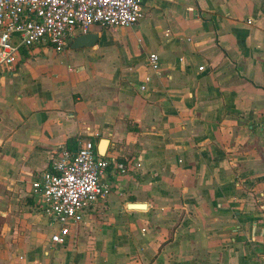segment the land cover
Wrapping results in <instances>:
<instances>
[{"label": "crops", "instance_id": "0c3cea01", "mask_svg": "<svg viewBox=\"0 0 264 264\" xmlns=\"http://www.w3.org/2000/svg\"><path fill=\"white\" fill-rule=\"evenodd\" d=\"M142 5L134 27L23 51L0 76V259L26 242L7 264H264V0ZM105 139L128 171L108 170L111 193L54 247L31 182Z\"/></svg>", "mask_w": 264, "mask_h": 264}, {"label": "built area", "instance_id": "2783aa9c", "mask_svg": "<svg viewBox=\"0 0 264 264\" xmlns=\"http://www.w3.org/2000/svg\"><path fill=\"white\" fill-rule=\"evenodd\" d=\"M142 4L143 0H0V76L15 71L23 51L63 52L71 39L94 26L134 27L145 16ZM146 65L148 84L161 75L159 54L151 53ZM110 168L115 174L128 171L125 163L101 156L93 141L84 140L75 150L60 149L49 168L31 182L36 210L52 225L59 224L50 237L54 247L66 243L72 228L84 223L111 193L112 184L106 180Z\"/></svg>", "mask_w": 264, "mask_h": 264}, {"label": "water", "instance_id": "95a60500", "mask_svg": "<svg viewBox=\"0 0 264 264\" xmlns=\"http://www.w3.org/2000/svg\"><path fill=\"white\" fill-rule=\"evenodd\" d=\"M99 41V34L97 32H88L85 34H79L76 36L72 42L71 48L73 50L84 49V48H92ZM110 141L105 139L103 140L99 147L98 151L101 156L106 154ZM146 204H135L132 203L129 205V208L133 209H146Z\"/></svg>", "mask_w": 264, "mask_h": 264}, {"label": "rangeland", "instance_id": "374dc122", "mask_svg": "<svg viewBox=\"0 0 264 264\" xmlns=\"http://www.w3.org/2000/svg\"><path fill=\"white\" fill-rule=\"evenodd\" d=\"M113 38V37H112ZM46 219H47V217L46 216H44ZM49 228H47L48 230L47 231H49L48 233H51V230L50 229H55V231L59 228V224L58 225H52L51 223L49 224ZM25 241H20V245L19 246H15L14 248L13 247H11V248H9V251H8V255H7V257H5V258H1L0 259V264H7V263H11V260L12 259H15V258H18V256H20V255H24L23 253V251H24V245H25ZM16 256V257H15ZM17 260V259H16ZM14 261V260H13Z\"/></svg>", "mask_w": 264, "mask_h": 264}]
</instances>
